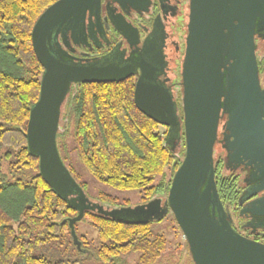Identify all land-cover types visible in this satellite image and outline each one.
<instances>
[{"label":"water","instance_id":"water-1","mask_svg":"<svg viewBox=\"0 0 264 264\" xmlns=\"http://www.w3.org/2000/svg\"><path fill=\"white\" fill-rule=\"evenodd\" d=\"M124 1L136 6L137 0ZM95 0H56L36 19L31 30L33 50L43 71L37 100L26 125L27 148L38 157L39 173L50 188L77 211L73 223L85 210L126 221L158 220L170 211L188 245L194 264H264V243L234 232L225 219L214 180L213 147L218 125L230 141V159L249 164V178L256 183L243 196L264 189V88L259 82L254 31L264 27V0H189L185 46L181 63L182 118L167 87L154 81V67L141 61L133 99L137 108L159 124L166 125L164 144L172 132L180 136L184 155L172 175L166 198L155 197L130 208H105L88 198L63 163L56 132L60 111L72 83L121 81L136 71L123 63L113 49L90 61L62 60L55 39L60 33L68 46L67 32L78 42L76 30L85 10ZM125 25H116L126 34ZM80 39H83L82 37ZM248 159V160H247ZM215 209L220 211L216 217ZM243 210V209H242ZM245 210L261 218L264 227V195L249 200Z\"/></svg>","mask_w":264,"mask_h":264},{"label":"trees","instance_id":"trees-1","mask_svg":"<svg viewBox=\"0 0 264 264\" xmlns=\"http://www.w3.org/2000/svg\"><path fill=\"white\" fill-rule=\"evenodd\" d=\"M55 1L0 0V264L76 261L51 258L43 252L54 243L74 244L69 219L77 211L44 181L38 157L29 152L26 141L29 111L39 96L43 71L33 50L31 30ZM256 60L259 71L264 68V56ZM134 85L130 76L121 81L72 83L61 106L56 146L84 191L87 185L76 179L72 152L95 180L116 189H139L142 203L155 197L165 200L184 155V139L176 150L164 144L161 125L135 105ZM215 156L214 145L218 195L235 205L232 194L239 192L242 182L224 175ZM166 170L170 175L164 181ZM95 201L108 209L119 204L107 193H100ZM84 217L96 231L95 257L103 263L112 264L136 252L135 264H154L165 248V237L151 232L154 220L126 221L97 210H85ZM73 227L76 232V221Z\"/></svg>","mask_w":264,"mask_h":264},{"label":"flooded vegetation","instance_id":"flooded-vegetation-1","mask_svg":"<svg viewBox=\"0 0 264 264\" xmlns=\"http://www.w3.org/2000/svg\"><path fill=\"white\" fill-rule=\"evenodd\" d=\"M189 0H137L136 6L124 1L122 6L117 0H95L92 9L86 8L84 21L75 31L78 42H74L67 32L68 46L62 42L60 33L57 40L62 48V60L90 61L107 54L112 49L120 55L123 63L135 65L136 71L130 75L136 80L139 73L138 63L146 62L154 67V81L167 87L176 103V113L182 118L181 109V63L185 46L186 24L188 20ZM125 25L126 34L123 35L116 25ZM83 39H80V38ZM255 54L264 56V27H255ZM259 82L264 88V68L259 69ZM225 115L221 117L215 141V157L217 166L224 175L239 179L242 184L239 192L233 193L235 205L225 203L220 198L226 212L225 219L229 221L235 233L264 243V227L257 225L260 217L245 210L249 200L264 195V189L252 196H243L256 183L249 178V164L242 159L228 157V143L230 137L225 129ZM163 127V138L167 126ZM176 136L170 134L167 144L171 150L182 146V128ZM248 160V159H247ZM226 196H223L225 198ZM164 200L161 199V204ZM243 209V210H242ZM216 217L220 211L215 209Z\"/></svg>","mask_w":264,"mask_h":264},{"label":"rangeland","instance_id":"rangeland-1","mask_svg":"<svg viewBox=\"0 0 264 264\" xmlns=\"http://www.w3.org/2000/svg\"><path fill=\"white\" fill-rule=\"evenodd\" d=\"M159 130L163 131V127L161 126ZM216 148L215 146V151ZM70 161L75 169L76 179L79 182L86 183L85 192L89 199L95 201L100 193H107L117 198L119 203L117 208H130L142 204L139 189H116L104 182L95 180L73 152ZM169 175V170H166L164 181ZM157 181H159V178L155 179V182ZM75 230L77 240H72L73 245L54 243L45 248L43 251L45 255L51 258L61 257L65 261L76 259L75 262L69 264H107L95 257V250L99 245V241L95 229L89 224L86 217L76 221ZM151 232L152 234L163 235L166 240L165 248L154 264H194L185 237L170 211L162 219L152 221ZM81 236L85 238L84 241L81 238L79 239ZM137 255L136 252H130L124 255L121 260L112 264H135Z\"/></svg>","mask_w":264,"mask_h":264}]
</instances>
